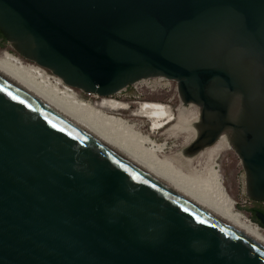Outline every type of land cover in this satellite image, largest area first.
<instances>
[{
	"label": "water",
	"instance_id": "1",
	"mask_svg": "<svg viewBox=\"0 0 264 264\" xmlns=\"http://www.w3.org/2000/svg\"><path fill=\"white\" fill-rule=\"evenodd\" d=\"M0 32L84 93L175 81L199 109L184 153L226 138L264 201V0H0ZM0 264H264V244L0 67Z\"/></svg>",
	"mask_w": 264,
	"mask_h": 264
},
{
	"label": "bare ground",
	"instance_id": "2",
	"mask_svg": "<svg viewBox=\"0 0 264 264\" xmlns=\"http://www.w3.org/2000/svg\"><path fill=\"white\" fill-rule=\"evenodd\" d=\"M0 67L58 105L184 197L264 244L263 229L235 209L233 200L226 194L220 175L214 168V159L223 150L226 138L223 137L200 151L199 156L202 158L197 160L201 163V166L198 165L199 168L190 160H186V168H183L175 164L171 158L158 156V153L163 151L164 144L156 143L149 134H142L135 124L107 111L127 109L128 104L105 96L96 104L83 101L73 87L65 84L52 72H48V69L36 63L24 62L6 50L0 52ZM198 114L199 109L196 106L186 108L180 105L176 123L167 131L173 135L188 131L186 138L189 140L195 132L189 130L188 123L196 120ZM132 115L147 118L151 124V131L162 128L174 119V113L169 105L154 101L141 103ZM166 163L172 168L167 167Z\"/></svg>",
	"mask_w": 264,
	"mask_h": 264
},
{
	"label": "rangeland",
	"instance_id": "3",
	"mask_svg": "<svg viewBox=\"0 0 264 264\" xmlns=\"http://www.w3.org/2000/svg\"><path fill=\"white\" fill-rule=\"evenodd\" d=\"M9 51L14 55L20 57L24 62L34 63L20 54H18L7 41L0 44V52ZM35 64V63H34ZM47 70V69H46ZM50 72L49 70H47ZM51 73V72H50ZM79 97L83 101H88L91 104H96L101 98L100 96L94 94L84 93L83 91L74 88ZM116 98L117 100L128 104L127 109L116 110L115 112L107 110L108 113H115L125 119H127L130 123L135 124L136 128L144 135H150L151 139H153L156 143L164 144L163 151L158 153L159 157L162 158H171L175 164L181 165L183 168H186V160H190L193 165H196L197 168L201 166V163H198L197 160L202 158L199 156L200 151L192 153L191 155H186L184 153L185 149L190 145L195 136V129L188 123L189 130H193L195 132L193 136L187 140V132L182 131L176 135L171 134L167 131L174 123H176V115L178 112V108L180 105L186 108H191L193 104L183 105L178 96L176 82L171 81L169 86L161 88H157L154 90L141 89L136 90L133 86L127 87L125 90L114 94L112 96H105ZM160 102L166 105H169L174 113V119L165 124L162 128L151 131L150 122L147 118L142 116H134L132 112L138 109L139 105L143 102ZM195 106V105H194ZM99 109V107H96ZM199 115V114H198ZM198 119V118H197ZM196 120H191L190 122H195ZM144 123V124H143ZM139 124V125H138ZM138 126V127H137ZM140 126V127H139ZM169 132V133H168ZM151 133V134H150ZM223 150L219 152V154L214 159V168L217 169L220 180L222 182L223 187L225 188L226 194L231 200L234 202V207L236 210L243 213L247 216L252 222L257 223L249 210V200L248 196H246V188H245V174L241 164V161L234 150L229 146L228 142L225 141ZM202 162V161H201ZM199 165V166H198ZM166 166L172 168L171 165L166 163ZM223 179V180H222ZM262 229L259 223H257ZM264 233V230H262Z\"/></svg>",
	"mask_w": 264,
	"mask_h": 264
},
{
	"label": "built area",
	"instance_id": "4",
	"mask_svg": "<svg viewBox=\"0 0 264 264\" xmlns=\"http://www.w3.org/2000/svg\"><path fill=\"white\" fill-rule=\"evenodd\" d=\"M171 81L172 80H170V79L159 76V77L140 79L137 82H135L132 85H129L127 87L133 86L136 90H141L143 88L148 89V90H154L157 88H161L162 86H164V87L169 86ZM126 88H124L123 90H125Z\"/></svg>",
	"mask_w": 264,
	"mask_h": 264
},
{
	"label": "flooded vegetation",
	"instance_id": "5",
	"mask_svg": "<svg viewBox=\"0 0 264 264\" xmlns=\"http://www.w3.org/2000/svg\"><path fill=\"white\" fill-rule=\"evenodd\" d=\"M5 41H6V39L4 38L3 34H0V44L4 43ZM248 207H249L251 214H253L257 220H258V218L256 217L255 212L257 210H260L264 213V201H254V200L250 199Z\"/></svg>",
	"mask_w": 264,
	"mask_h": 264
},
{
	"label": "trees",
	"instance_id": "6",
	"mask_svg": "<svg viewBox=\"0 0 264 264\" xmlns=\"http://www.w3.org/2000/svg\"><path fill=\"white\" fill-rule=\"evenodd\" d=\"M0 34H2L1 32H0ZM252 217H253V219L257 222V223H259L260 224V222L254 217V215L252 214ZM261 225V224H260ZM262 226V225H261Z\"/></svg>",
	"mask_w": 264,
	"mask_h": 264
}]
</instances>
